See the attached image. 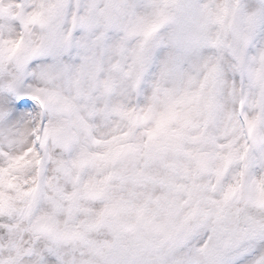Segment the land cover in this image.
Here are the masks:
<instances>
[{
    "label": "clouds",
    "instance_id": "obj_1",
    "mask_svg": "<svg viewBox=\"0 0 264 264\" xmlns=\"http://www.w3.org/2000/svg\"><path fill=\"white\" fill-rule=\"evenodd\" d=\"M0 264H264V0H0Z\"/></svg>",
    "mask_w": 264,
    "mask_h": 264
}]
</instances>
